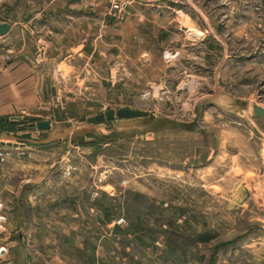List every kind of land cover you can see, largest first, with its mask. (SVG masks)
<instances>
[{
	"label": "rangeland",
	"instance_id": "374dc122",
	"mask_svg": "<svg viewBox=\"0 0 264 264\" xmlns=\"http://www.w3.org/2000/svg\"><path fill=\"white\" fill-rule=\"evenodd\" d=\"M17 1L0 0L12 23L0 71L30 60L44 76L39 110L72 121L45 149L51 167L19 169L11 158L34 149L0 144V239L20 214L23 264H264V121L252 110L264 105V0H65L32 33L13 23L33 8ZM36 106L0 132L31 140ZM107 109L154 118L88 121Z\"/></svg>",
	"mask_w": 264,
	"mask_h": 264
},
{
	"label": "crops",
	"instance_id": "0c3cea01",
	"mask_svg": "<svg viewBox=\"0 0 264 264\" xmlns=\"http://www.w3.org/2000/svg\"><path fill=\"white\" fill-rule=\"evenodd\" d=\"M26 7H33L31 9V12L33 13H25L23 17L21 18H14L15 20L13 23L14 25H19V27L24 28L28 32L32 33L34 30L32 28L38 29V26L43 21L51 20L53 21V18L63 16L61 14L64 11V5L65 0H23ZM129 4H140L141 2H151L153 0H127ZM21 0H18L17 3H20ZM87 4L91 5L92 3L97 4V0H87ZM0 22H6L9 24V29L12 28L11 20L2 19L0 17ZM17 23V24H16ZM17 25V26H18ZM44 26H42L41 29H43ZM39 29V30H41ZM43 81L44 76L39 73L33 63L30 60H22L17 59L15 61L9 62L7 65V68L0 71V119H7L9 120L11 116H14L11 114L12 111H15L17 109L26 108L31 109L33 107L36 108L35 112L38 114L39 120H46L49 121L50 126L48 130L38 131L34 130L33 132H30L28 134L29 138L31 140L24 139L22 137H19L21 133H26V131H19L15 133H8L6 135L3 132H0V144H5L8 146V148L12 150H20L23 151L26 147H32L34 149L33 154L35 157L32 158V161L30 159L22 158L25 161L15 160L11 158V162L14 164H17L19 162H22L19 165V169L32 166V168H41L44 166L51 167L55 162H58L55 159H50L48 152L45 151V149H48L50 146H59L62 145L63 142L59 141L61 137L58 135L62 132L68 131V129L72 126V121L68 119L59 109V111L64 115L65 120L62 121H54V119L48 118V112L47 110H39L40 108L43 109L40 106V95L43 93ZM51 88L50 86L48 88L49 93L51 97H54L56 99L55 91L54 94H51ZM54 90V88H53ZM264 107V105H263ZM55 107H51V111ZM24 118V117H23ZM52 118H53V112H52ZM36 122V121H35ZM34 123V122H32ZM36 138V140H33ZM44 139H52V140H43ZM58 140V141H57ZM64 159V156L60 158V161ZM10 161V159H9ZM17 170V168H15ZM10 178L12 177L9 175ZM42 176L38 179V182L41 180ZM19 183V182H18ZM31 184L29 179H25L24 181H20V184L17 186L15 185V191L13 192V206L16 209H20L22 205V193L25 191L24 187ZM1 190V189H0ZM1 194V191H0ZM56 201H52L53 203L56 202V206L59 205V197L58 192H56ZM54 200V199H53ZM33 204V203H32ZM22 219V217H21ZM20 219V214L15 218L14 220V228H15V234L16 236L14 238H7L4 236L2 239H0V247L3 249L0 251V262H4V260H7V263L15 264L16 262H20V264L27 263V260L30 259V252L28 253L27 246L28 243H32V240L26 236H24V222L22 223V220ZM9 227H11L9 225ZM58 228V226H57ZM23 229V232H21ZM21 259V260H19ZM64 257L62 255L56 256V264H59V261H61L63 264ZM49 261H46V264H48ZM6 263V264H7Z\"/></svg>",
	"mask_w": 264,
	"mask_h": 264
},
{
	"label": "water",
	"instance_id": "95a60500",
	"mask_svg": "<svg viewBox=\"0 0 264 264\" xmlns=\"http://www.w3.org/2000/svg\"><path fill=\"white\" fill-rule=\"evenodd\" d=\"M9 29V24L5 23V22H0V35H3L7 32V30ZM51 94H54V90L53 88H51ZM211 100L210 99H204L202 101H200L199 103L196 104L195 106V114L196 117H199L201 114V111L203 109V107L210 103ZM237 103V105H235L233 108L231 107L229 110L233 109H237V110H241L244 106H245V102L238 100L235 101ZM253 110V114L256 117L261 118L264 121V107L258 105V104H254L252 107ZM53 112V119L54 121H62L65 120L64 115L58 110V108H53L52 110ZM114 115L117 118H145V120L143 121H147V120H152L154 117L152 114H148L145 111H140V110H133V109H118L115 112L112 109H107L105 111H103V113H98L90 118H88V121L93 122V121H100L102 119L105 120H110L114 117ZM10 120L12 121H16L19 120L21 117L19 116H11L9 117ZM24 120V119H23ZM50 126L49 121L46 120H39L36 121L34 123L30 122L28 124V129L29 130H39V131H43V130H48ZM183 127H185L186 129H192L194 131H198L199 129L197 128V126L194 125V123H187L185 125H183ZM79 142L82 141V138H79L78 140Z\"/></svg>",
	"mask_w": 264,
	"mask_h": 264
},
{
	"label": "built area",
	"instance_id": "2783aa9c",
	"mask_svg": "<svg viewBox=\"0 0 264 264\" xmlns=\"http://www.w3.org/2000/svg\"><path fill=\"white\" fill-rule=\"evenodd\" d=\"M117 5H114V7H116ZM121 6V5H120ZM3 248L2 247H0V251L2 250Z\"/></svg>",
	"mask_w": 264,
	"mask_h": 264
},
{
	"label": "bare ground",
	"instance_id": "6f19581e",
	"mask_svg": "<svg viewBox=\"0 0 264 264\" xmlns=\"http://www.w3.org/2000/svg\"><path fill=\"white\" fill-rule=\"evenodd\" d=\"M54 91H55V89H54ZM55 94H56V92H55Z\"/></svg>",
	"mask_w": 264,
	"mask_h": 264
},
{
	"label": "trees",
	"instance_id": "16d2710c",
	"mask_svg": "<svg viewBox=\"0 0 264 264\" xmlns=\"http://www.w3.org/2000/svg\"><path fill=\"white\" fill-rule=\"evenodd\" d=\"M1 120V119H0Z\"/></svg>",
	"mask_w": 264,
	"mask_h": 264
}]
</instances>
